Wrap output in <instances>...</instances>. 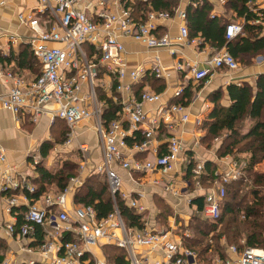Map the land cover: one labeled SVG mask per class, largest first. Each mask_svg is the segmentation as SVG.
I'll list each match as a JSON object with an SVG mask.
<instances>
[{
	"label": "built area",
	"instance_id": "1",
	"mask_svg": "<svg viewBox=\"0 0 264 264\" xmlns=\"http://www.w3.org/2000/svg\"><path fill=\"white\" fill-rule=\"evenodd\" d=\"M224 1V0H223ZM256 13L254 23L264 26V0H251ZM253 1L256 6H253ZM36 4L27 11L18 13L19 21L28 27L31 36L25 38L34 57L41 64V73L31 80L15 72L9 65L0 62V82L8 86L0 95L3 108L14 115H27L34 123L43 116L52 121L60 119L70 129L66 145L74 142L76 128L81 122H95L94 128L103 138L104 161L97 170L105 171L112 193L120 194L142 217V226H129L125 221L113 195L114 211L99 219L92 206L76 205L73 194L80 177L70 178L62 192L50 190L31 200L24 190L36 192L28 176L17 165L9 162L7 149L0 144V166H3L2 190L16 191L5 195V211L13 216L5 224L9 236L32 238L37 226L44 230L43 242L26 249L36 257L30 264H121L110 263L105 255V246H114L124 252L123 264H204L198 253L185 244L186 238L194 237L190 220L185 219L176 208L165 221L159 218V210L152 215L148 207L136 196L121 189L122 178L114 168L120 164L126 170L139 173L159 172L166 178L165 189L179 200L183 191L172 184L171 174L184 151L181 137L176 133L178 123L188 122L189 113L183 104H167L162 94L143 91L137 96L136 84L146 74L142 66L131 67L124 37H131L152 49L167 48L171 54L180 53L179 46L189 38V29L183 24L178 39L168 34L158 35L159 21L171 18L168 12H150L148 18L137 23L131 9L123 0H35ZM8 0H0V6ZM185 16V14H182ZM244 26L232 21L226 25V38L242 35ZM2 46H0V52ZM152 68L157 76H168L160 56ZM236 70L237 59L227 49L218 50L206 61L205 67L196 62L178 64L179 70H187L198 81L208 80L217 68ZM104 76L110 78L120 93L122 110L116 118H105L99 89L105 86ZM146 104H157L155 111H147ZM119 117V118H118ZM145 129L146 139L130 146L128 138ZM166 126L168 136L166 149L152 147L154 159L142 160L132 155V150L149 147L156 130ZM150 143V142H149ZM75 143H73V146ZM86 156L90 151L87 142L78 143ZM39 161L34 160L36 165ZM82 168L85 166L81 164ZM243 163H228L220 169L216 184L204 191L201 214L217 221L221 217V205L227 192V184L244 174ZM204 162L200 160L193 172L200 175ZM184 184H188L185 180ZM196 190L203 191L202 182H196ZM19 191V192H17ZM69 200L72 206L69 205ZM190 203L191 199H187ZM177 202V201H176ZM25 205L23 222L18 226V217L12 210ZM198 211V209H197ZM3 228V226H1ZM68 239H64V238ZM224 256L218 254L213 264H264V249L230 245Z\"/></svg>",
	"mask_w": 264,
	"mask_h": 264
},
{
	"label": "crops",
	"instance_id": "2",
	"mask_svg": "<svg viewBox=\"0 0 264 264\" xmlns=\"http://www.w3.org/2000/svg\"><path fill=\"white\" fill-rule=\"evenodd\" d=\"M123 1L131 9L132 16L138 24L141 21L144 22L150 12L163 11L170 13L171 18L169 20L159 21L158 35L168 34L170 38L178 39L183 24H186L189 29V38L179 46L180 53L177 54H171L167 48H149L131 37H124L122 39L128 50L130 66H142L147 70L145 76L136 84L137 96L143 91L161 93L164 103L183 104L190 115L188 122L178 123L176 121L177 125L174 131L181 137L184 151L180 155L171 174L172 184L179 187L185 196L182 200H179L170 191L166 190V178H163L159 172H131L120 164H115L114 168L122 178L121 189L136 196L140 202L148 207L152 215L161 209L157 207V204L156 206L153 205L154 207L149 206L152 204L153 199L157 197L160 201L161 198L166 201L173 211L177 208L183 217L184 214H189L188 219L191 221V218L199 213L197 211L198 207L193 200L195 197L203 194V191L196 190V183L190 189L189 182L187 185L184 184L186 180L184 176L185 170L191 164L194 167L197 162L202 160L204 167L210 162L215 167L214 171L218 173L220 169H226L228 163L232 165L234 161L245 165L250 156L248 152L250 144L247 141H242L238 145L243 150V153H240V158L236 159L233 154L222 156L220 154L224 150L222 149V141L227 131H223V134L219 137L211 138V136H208L207 123L214 120L212 113L216 105L229 107L232 104L229 94L230 85L249 86L252 88L253 93L256 94L258 90V77L264 74V46L249 51H239L235 54L234 57L239 63L238 69L217 68L208 80L198 81L187 70H179L178 64L196 62L200 67H205L206 61L216 54L218 50L227 49L229 52L230 50L227 46L217 47L207 42L202 32H197L193 27L189 14L206 6L208 8L209 6V17L215 20L214 28L216 32L223 31L222 29L224 28L226 31V25L232 21L241 22L244 27L249 22L258 27L260 36H264V26L253 22L257 15L251 8V0H247L245 4L246 11L253 14L249 20L247 19L246 12L241 15L239 14L238 10L233 7L231 0H162V2H167L170 5L169 7L172 11L156 9L152 2L153 0ZM155 1H157L158 5H161V0ZM35 4V0H8L6 5L0 6L1 58L9 57L11 54L20 55L27 49L32 53L31 46L25 40V38L31 36V31L20 23L18 13L20 11H27ZM254 5L256 6V2L253 1ZM182 14H185V16ZM244 35L252 36L254 33L244 28L241 36ZM241 36L232 40L239 41ZM156 56L161 57L163 66L166 72L169 73L167 77L157 76L152 72V68L157 65ZM14 58L0 62L4 65H9L15 72L20 73V75L28 80L36 78L41 73L42 67L37 62V59L38 65H35L34 59V62L31 64L32 66L20 68ZM103 82L105 86L99 89V91H104L100 96V100L103 107H105V118L109 121L113 118L109 115H112L114 112L115 115L113 116L117 117L118 112L122 110L123 104L120 93L115 88V83L107 76H104ZM7 89L8 86L0 82V95L5 94ZM117 105L119 108H117ZM156 107L157 104H146L145 109L147 111H155ZM259 118L252 117L250 111H247L237 124L240 133L248 134L255 127ZM56 120L59 121L60 119L52 121L51 117L46 115L38 123H34L27 115L18 117L10 110L3 108L0 100V144L7 149L9 162L17 165L28 176L30 183L33 185L37 183L39 178L34 160H38L41 156L43 145L50 140L51 137L49 138V136ZM91 123L81 122L78 124L76 128L77 134L79 131H82L80 129L82 126H91ZM147 127L148 125L145 124L143 128L136 132V134H142L144 140L146 139L144 128ZM167 136V128L163 125L156 130L152 140H148L150 142H148L149 147L140 149L135 147L132 150V155L142 160L151 159V155L155 157L152 147L159 146L163 152L166 149L165 141ZM87 140L84 138L81 141L87 142L91 148V144L88 142L90 140ZM137 144L135 142L130 146ZM254 169L258 173H264V158L254 165ZM2 173L3 166H0V242H4L7 246L6 252H1L4 255V259L0 264H30L29 260L36 256L26 248L29 246L34 248L37 245L36 237L20 238L17 235L9 236L5 232L4 226L8 220L13 219V216L8 214L4 208L6 192L2 190ZM51 189L54 190V187H50L49 190ZM187 199H191V202L189 203ZM35 200H39V197ZM73 202L76 205H83L76 202L74 198ZM161 205L163 206L164 203L162 202Z\"/></svg>",
	"mask_w": 264,
	"mask_h": 264
},
{
	"label": "trees",
	"instance_id": "3",
	"mask_svg": "<svg viewBox=\"0 0 264 264\" xmlns=\"http://www.w3.org/2000/svg\"><path fill=\"white\" fill-rule=\"evenodd\" d=\"M231 1L233 7L238 10L240 15L246 12L248 20L253 16L251 12L246 11L245 4L247 0ZM152 2L154 3V7L156 9L172 11V9L169 7L170 5L167 2L165 3L161 0V5H158L157 1L155 0ZM209 10L210 7L208 6L207 8L206 6L205 8L198 9L194 13L189 14L193 27L197 32H202V35L205 37L207 42H210L217 47L227 46L233 55L237 54L239 51H249L251 49H259L260 47L264 46V36H260L258 27L250 24L249 22L246 23L244 28L245 30L253 32L254 35H240L241 37L239 38V41H234L232 39L228 40L226 38L225 28L220 32L215 31V20L209 17ZM13 57H15L14 59L18 62V66L20 68L32 66L31 64L34 62V59L36 62L33 52L31 53V51L28 49L20 55L11 54L9 57L7 56L3 58L0 56V61L12 60ZM257 82L258 90L256 94L253 93L252 88L249 86H238L236 84L230 85L229 94L232 99V104L229 107L216 105L212 113L214 120L207 123L208 136H211V138L219 137L223 134V131H227L226 135L224 136V140L222 141V149H224L222 152H220L222 156L233 154L235 158L238 159L240 158V153H243L241 147L239 148L238 146L239 143L242 141H247L250 144V150L248 149L250 156L243 167L244 174L241 178L232 180L229 184H227V192L221 205V217L217 221L205 218L201 214L204 205V191H207L210 187L214 186L216 184V180L220 178V175L214 171L215 167L213 164L208 162L200 175H196L193 172L192 164L185 170L184 173L185 179L190 183L189 185L191 186L189 189L195 185L197 180L202 182V185L204 186L203 194L195 197L193 200L199 211V213L194 215L190 221V226L194 233V237L185 239V244L198 253L200 262L204 264H213V260H211L212 255L208 253L212 247L215 249L216 244L212 243L214 240L211 238V242L208 240L205 248L204 246L200 248L197 247V243H199V246L201 245V237L199 235H201L202 238H207L208 233L210 231L214 232L220 225L221 229L223 228L221 234L227 236L230 241H235V239L239 240L235 243H237L240 250H243L246 247H262L264 249V173H258L254 169V165L264 158V74L258 77ZM117 108H119L118 105ZM247 111H250L252 117L260 118L257 120L255 127L248 134H241L237 128V124ZM113 115H115L114 112L109 116L111 118H116ZM127 140L130 145L134 144L135 142L140 144L144 141L142 134L140 133H137L134 137H129ZM50 147H52V144L48 140L41 149L42 157H46L48 155ZM164 151L165 150H163V152ZM36 169L39 173L38 181L36 184H34L37 191L29 192L28 190H24L25 194L33 201L43 193L49 192L50 187L56 186V192H62L68 185L70 177H73L75 174L72 172L73 168L70 166L67 167V172H61L64 170L62 169L56 172L57 174H55L40 162L36 164ZM249 174H251L252 182L255 184L252 186L250 194L247 197L251 202L246 204L244 207L239 208V210H234L229 203L230 193L235 190L232 198H236V194L240 189L239 185H243L244 180ZM90 177L94 176L92 175ZM234 184L238 185L239 187L236 188L237 186H235L234 188L236 189H229V186H233ZM83 190L84 189H82L81 192L75 196L74 200L79 204L92 206L95 209L99 219L108 216L114 211L113 197L106 196L108 192L106 191V188L98 190V188L95 186H90L85 192H83ZM15 192L16 191H7L6 193L13 194ZM191 192L193 191L191 190ZM116 198L121 213L129 226L133 225L141 227V221L144 214L139 213L129 204L126 199H123L120 194H117ZM160 202H163L164 205L161 209H159L158 217L165 221L166 218L172 214L173 209L162 198ZM26 209V206H16L12 210V212L16 213V216L18 217V226L23 222V213L26 211ZM212 235L213 234H211V236ZM34 237H36L37 240L36 244L43 242L44 230L42 227L37 226L34 232ZM64 239L68 238L66 237ZM105 248H107V246H105ZM217 248H219V243H217L216 250ZM107 250H110L112 253L108 258L110 263L116 261L123 264L125 254L120 248L108 246ZM1 252L0 262H2L4 259V255ZM217 253L224 256L226 252L224 248H222L217 250Z\"/></svg>",
	"mask_w": 264,
	"mask_h": 264
},
{
	"label": "rangeland",
	"instance_id": "4",
	"mask_svg": "<svg viewBox=\"0 0 264 264\" xmlns=\"http://www.w3.org/2000/svg\"><path fill=\"white\" fill-rule=\"evenodd\" d=\"M35 65H38V63L36 62ZM103 92H104L103 90L98 92L99 97L102 95ZM94 123L95 122H92L91 126H85V127L82 126V128H80L82 131H79L78 134L77 133L75 134L74 142H72L70 145H66L67 140L70 138V129L64 122L56 120L55 123L53 124L51 135L49 136V138L51 137L49 142L52 144V147H50L48 151V155L46 157H42L41 155L38 158V161L42 165L49 168V170H51L55 174H57L56 172L62 169L64 170L61 172H67L68 166L73 168L72 172L75 173L73 176L80 177L81 179V182L77 183V188L74 192L73 198H75V196L78 195V193H80L82 189H84L83 192H85L86 189L89 188L90 186L93 187L95 186L96 188H98V190H102L106 188V191H108L106 196L113 197V195H115L116 197L118 192L117 190L115 194L112 193L111 182L109 178H107L106 172L102 170H97V167L104 161V149H103L104 140L94 128ZM84 138L90 140L87 141L91 144L90 151L89 153L86 154V156H83V153H81V151L78 148V143H81L82 142L81 140H83ZM73 143H76V146H73L72 145ZM154 158L155 157L151 155V159ZM82 163H84L85 165L83 168L81 166ZM92 175L94 177H90ZM236 184H234L233 186L232 185L229 186V189L230 188L233 189L235 186H237L236 188H238L240 186L238 192L236 191L237 192L236 198L234 199L232 198L235 190L230 193L229 203L234 210H239V208H242L246 204L251 202L247 197L250 194V190L252 186L255 184L254 182H252L251 174H249L246 177L243 185L238 186ZM55 189L56 186L54 187V191H56ZM146 204L149 205L147 202ZM156 204L158 208H162L161 202L159 199H157V197L153 199L152 204H150L149 206L154 207L156 206ZM69 205L72 206L70 200H69ZM184 218L188 219L189 214L187 213L184 214ZM220 229H221V225L214 232L210 231L211 233L210 232L208 233L207 238H202V236L199 235L201 237L200 239L201 245L199 246V243H197L196 246L199 248L204 246L205 248L208 240L210 241L211 238H213L214 241L212 243L216 244V247H217V243H219V248H217V250H220L222 248L226 250L227 247L230 245H235V244L237 245V243L235 242L239 241L238 239L237 240L235 239V241H230L229 238H227V236L221 234L223 228L221 230ZM211 234H213L212 235L213 237L211 236ZM0 243H1L0 252L1 251L6 252L7 250V246H5L6 244L4 242H0ZM216 247L215 249L214 247H212V249L208 253L212 255V258L210 257L211 260H214L216 255H218ZM111 254L112 253L110 252V250L108 251L107 248H105V255L108 258Z\"/></svg>",
	"mask_w": 264,
	"mask_h": 264
}]
</instances>
